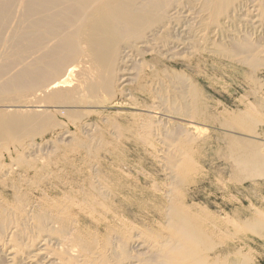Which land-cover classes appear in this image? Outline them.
<instances>
[{
  "label": "bare ground",
  "instance_id": "bare-ground-1",
  "mask_svg": "<svg viewBox=\"0 0 264 264\" xmlns=\"http://www.w3.org/2000/svg\"><path fill=\"white\" fill-rule=\"evenodd\" d=\"M196 31L202 32L197 42L205 44L209 53L251 72L264 69V48L257 47L260 39H253L264 35V0H0V147L11 142L24 153L22 158L12 160L11 172L24 169L28 174L35 168L32 164L36 159L29 157L33 153L31 141L49 130L63 131L64 122L58 117L72 122L74 109H82V119L105 108L119 109L115 103L117 91L123 92L133 82L141 87L140 74L154 69L147 60L171 62L185 50L190 52L188 46ZM193 92V100L183 104L187 110L184 115L166 116L159 103L153 107L155 120L151 124L143 123L141 114H131L146 128L141 133L148 137L139 140L148 143L153 135H164L168 140L167 135L172 137L177 131L195 135L197 128L194 119L187 120L188 112L192 109L195 119L202 113ZM128 97L126 100L131 99L130 94ZM165 119L171 126L166 131L160 126ZM65 132L59 140L70 145L73 134ZM25 139L29 144L25 145ZM253 141L247 144L236 137L228 140L234 169L250 177L260 175L264 167L263 147ZM164 146L166 152L161 147L158 161L167 172L168 188L161 222L155 229L124 225L97 243L91 236L81 238L78 228L85 221L81 214L92 217L101 203L83 197L52 202L36 198L33 205L22 199L12 205L0 202V264H227L226 257L218 260L210 255L216 228L204 211L174 198L189 175L181 158L185 157L184 147L177 141ZM7 149L3 151L12 158ZM99 195L109 197L104 189ZM108 212L117 217L114 210Z\"/></svg>",
  "mask_w": 264,
  "mask_h": 264
},
{
  "label": "rangeland",
  "instance_id": "rangeland-1",
  "mask_svg": "<svg viewBox=\"0 0 264 264\" xmlns=\"http://www.w3.org/2000/svg\"><path fill=\"white\" fill-rule=\"evenodd\" d=\"M240 27L245 34L244 27ZM201 35L202 32L196 31L191 42L194 46H188L190 52L185 50L186 53L184 51L174 61L155 62L148 59L154 69L140 74V88L134 82L124 87L123 92L117 87L115 103L119 109L105 108L83 119L80 118L82 109H74L77 115L74 114L72 122L69 118L58 117L64 122L63 131L49 130L30 140L33 143L30 152L33 153L29 157L36 159V163L32 164L36 166L28 174L24 169L15 172L10 169L13 159L23 157L22 149L11 142L6 143L9 147L2 145L0 202L12 205L22 199L33 205L36 198L52 202L64 197L77 200L83 197L90 202L101 203L102 207L97 208L92 217L81 214L85 221L82 220L78 228L81 238L87 240L91 236L97 243L103 242L108 233L113 234L117 227L124 225L155 229L161 222L165 206L163 196L168 188L167 172L164 164L158 161L161 159L159 155L161 147L166 152L167 146L164 145L177 141L184 147L185 157L181 158L189 175L173 195L185 206L202 209L217 229L214 230V247L210 255H216L218 260L226 257L227 264H243L245 261L244 264H264V167L257 176L242 174L234 169V162L228 153V140L235 137L247 144L254 140V145L263 147L264 153V69L251 72L245 66L209 53L205 44L198 43ZM257 38L260 39L257 47L264 48V35L253 38L254 41H258ZM191 47L195 50L192 51ZM195 51L197 53L193 54ZM192 92L199 101L202 113L198 119L192 117V109L188 112L190 116L187 115L188 121L194 119L192 123L197 128L194 132L196 136L183 133L182 137L177 131L172 137L167 135L168 140L164 135H158V139L156 135L150 136L148 143L139 140L141 136L148 137L141 133L146 128H142V121L132 118L131 114H141L143 123L151 124L155 120L153 107L159 103L161 113L166 116L184 115L186 101L188 103L194 98L190 100ZM129 94L131 99L126 100L130 98ZM250 109L254 110L253 114ZM244 115L248 119H242ZM166 121L159 124L165 126L161 127L165 131L171 127ZM241 122H244L243 126ZM64 130L74 137L72 144H65L66 147L59 140L62 132L63 136L66 135ZM147 130L152 129L149 127ZM85 131L89 136L84 134ZM26 140L25 145L29 144ZM87 148L93 152L87 151ZM6 149L12 152V158L3 151ZM100 189H104L109 197L103 199L99 195ZM108 210H114L121 216L117 214L116 217ZM253 225L259 229H254ZM244 257L246 260H243Z\"/></svg>",
  "mask_w": 264,
  "mask_h": 264
}]
</instances>
